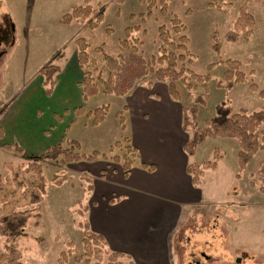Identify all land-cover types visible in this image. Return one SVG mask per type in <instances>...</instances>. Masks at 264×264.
Wrapping results in <instances>:
<instances>
[{
	"label": "rangeland",
	"instance_id": "1",
	"mask_svg": "<svg viewBox=\"0 0 264 264\" xmlns=\"http://www.w3.org/2000/svg\"><path fill=\"white\" fill-rule=\"evenodd\" d=\"M91 1L93 8H98V3L107 6L105 19L95 32H82V26L76 23L68 27L59 22L73 6L84 5L85 0H0V117L7 114L10 105L19 101L24 103L23 98L27 94L43 93L39 70L53 58L56 53H52L66 39L70 38L65 45L70 49L75 46L73 41L76 38L94 35L96 41L112 45L114 50H110V53L116 55V47L126 37L125 30L130 27L133 39H138V50L145 59L150 60L161 55V27L171 33L175 41L178 40L173 30L174 16L180 18L189 39L188 58L192 61L187 66L198 74L212 76V81L207 85V104L199 107L200 127H205L216 106L229 97L235 112H264V98L259 96L258 91L250 89L251 83L260 90L264 89V0H226L227 5L223 8L227 12L209 7L212 0H154L151 14L148 13L149 0ZM167 1L168 12L164 14L162 7ZM244 4L254 17L251 38H240L235 43L225 41L226 34L235 30L234 23ZM217 25L224 39L223 58L239 61L249 79V83L237 84L231 92L217 87L226 70L218 64L219 58L211 49L210 37ZM69 49V61L65 66L70 65L73 59ZM96 57L102 64L101 57ZM212 64H215L214 68L208 71ZM103 73L106 78L108 70L105 69ZM155 82V77L150 75L137 85ZM177 88L180 102L192 106L187 100L185 87L177 83ZM199 93H203L202 86L195 95ZM47 100L51 102L41 101L45 106L42 108L44 120L49 119L50 107L55 104L53 100ZM122 103L123 98L103 93L91 99L86 106L87 111L103 105H109L110 109L104 125L93 126L91 120L83 116L72 128L71 138L80 141L83 153L98 151L112 155L109 154V143H116L123 137L119 120L116 119ZM38 113L43 112L39 110ZM4 145V140L0 138V216L39 208L15 242L24 261L28 264H59L60 254L70 249L74 255H82L83 231L78 226L81 218L75 209L78 208V200L89 204V198L87 184L80 177L89 173L94 180V173L102 159L91 165V172H83L82 165L68 169L40 162L49 184L45 200L38 205L35 189L38 184L37 170L31 168L28 172H22L13 167L22 166V170H25L40 155L9 152ZM216 148L224 157L218 169L207 174L203 199L193 206L195 208L190 213V208H186L187 212L180 219L175 232L168 237L169 264H264V194L258 190L261 185L258 178H251L264 159V151L259 152L241 173L238 142L234 139H209L199 147L195 157L189 158L190 164L211 161ZM116 153L121 152L117 150ZM141 164L140 159L137 165ZM62 170L71 179L63 187H57L51 180L55 173ZM251 182L256 184L255 187L251 186ZM5 240L0 237V255L4 252ZM95 262L92 260V264ZM124 262L129 264L131 261ZM68 264L76 263L71 258Z\"/></svg>",
	"mask_w": 264,
	"mask_h": 264
},
{
	"label": "trees",
	"instance_id": "2",
	"mask_svg": "<svg viewBox=\"0 0 264 264\" xmlns=\"http://www.w3.org/2000/svg\"><path fill=\"white\" fill-rule=\"evenodd\" d=\"M164 0H162L163 2ZM91 0H85L84 5H75L60 19L63 25L79 24L82 26V32H95L105 19L107 6L98 3V8L91 6ZM152 3L149 0L148 10L151 14ZM227 5L226 0H212L208 6L217 10L227 12L223 7ZM162 10L164 14L168 12V1L163 3ZM173 30L178 35V40L172 38V34L165 28L159 29V37L163 43L160 47V56L152 57L150 60L144 58L138 50V39H133L132 28L125 30L126 37L119 41L116 47V55L110 53L114 50L112 45L106 42H98L95 36L86 38L84 36L75 39L77 52V62L82 72V102L88 103L91 99L103 93L108 96L123 98L129 95L137 84L144 81L150 75L155 77L157 82L165 83L168 86L169 93L175 101H180V93L177 83H181L187 90V100L192 106L183 104V130L191 134L189 142L184 146V151L189 157H195L200 146L209 139H234L238 142V166L240 172H244L253 158L261 151H264V112H247L241 110L235 112L231 105L230 97L216 106L215 112L206 120L205 127H200L198 113L199 107H205L208 101L207 85L212 81L209 74H198L191 70L187 65L191 63L188 49L189 39L186 36V28L180 18L174 16L172 19ZM254 17L248 11L246 4L240 7L239 15L234 23L235 30L229 31L225 36V41L235 43L240 38L250 39L253 34ZM219 26H215L211 33V49L219 58L218 64L223 65L226 70L223 79L219 80L217 87L226 92H231L237 84L249 83L247 75L241 69V63L233 59H225L222 56V46L224 39L221 37ZM99 43V44H98ZM111 48V49H109ZM96 54V55H95ZM65 53L58 51L45 65L39 70L42 78V87L45 94L51 97L57 84V76L61 73V67L57 64ZM102 59L100 64L98 58ZM215 64L209 65L208 71L214 68ZM105 69L108 75L104 77ZM151 86L152 83H143ZM200 86L203 93L196 94ZM250 89L259 93L264 98V89L260 90L256 84L251 83ZM124 107L117 113L122 129L124 130L125 116ZM109 105L100 106L93 111H87L84 106L74 110L76 118L86 116L91 120L93 126H99L104 123L109 114ZM75 121V120H74ZM4 148L9 152L25 154L23 147L19 144L5 145ZM119 150L121 153H116ZM108 154H102L94 151L91 154L82 152V145L77 140L64 138L60 143L48 148L42 155L34 158L33 164L22 170V166L13 167L22 172H28L31 168L38 173V184L36 186L38 205L42 204L48 194L49 181L44 174L40 162L53 164L57 167H65L80 162H94L99 159L111 161L121 166L124 176L129 177L135 162L140 159L137 148L132 146L131 141L125 138L114 143ZM224 155L219 149H215L211 161L203 164L191 163L187 166V173L191 177L192 184L200 188L205 183V176L208 171H215L219 167ZM30 167V168H29ZM146 167V166H145ZM149 170L154 167L150 166ZM257 177L261 185L258 187L260 193L264 194V159L259 163V168L251 178ZM71 179L67 173L62 170L54 174L51 183L57 187L63 185ZM80 179L87 184L86 192L92 194L94 189L93 179L89 173H84ZM251 182V186L255 187ZM78 208L76 214L81 218L78 222L79 228L83 231V254L74 255L73 250L62 252L59 258V264H68L72 258L76 264H125L124 261L130 260L126 254L114 251L109 247L106 237L95 232L88 219L89 206L83 200L77 201ZM38 207L32 210L16 211L0 216V237L5 238L4 252L0 255V264H28L24 261V256L15 246L17 238L25 231L28 221L33 216ZM129 264H134L130 262Z\"/></svg>",
	"mask_w": 264,
	"mask_h": 264
},
{
	"label": "crops",
	"instance_id": "3",
	"mask_svg": "<svg viewBox=\"0 0 264 264\" xmlns=\"http://www.w3.org/2000/svg\"><path fill=\"white\" fill-rule=\"evenodd\" d=\"M69 40L66 39L52 53L62 48L65 53L57 63L62 71L57 76L52 96L45 94L41 82V95L27 94L23 98L24 103L19 101L10 105L7 114L0 117V138L5 145L19 144L27 154L42 155L64 138L79 141L71 138V131L83 117L76 118L74 110L81 106L86 108L91 100L86 104L82 102L80 85L83 76L75 55L76 46L70 49L65 46ZM67 49L73 59L70 65L65 66L69 61ZM47 99L55 104L50 107L49 119L44 120L42 108L45 106L41 101L51 102ZM124 107L127 108L124 111V130L120 125L121 140L128 138L131 141L142 164L138 166L140 159H137L126 178L120 165L101 160L94 173L93 192L88 195L87 216L91 228L106 237L109 247L126 254L134 264H169L168 237L175 232L187 212L186 208H190V213L195 204H200L207 174L214 171L206 173L202 187H194L187 173L191 157L184 151L191 135L182 127L183 104L172 99L167 84L137 85L123 97L118 112ZM38 109L43 113L39 115ZM113 144L109 143V149ZM94 163L96 161H83L64 168L82 165L83 172H91ZM147 166L154 169L151 171Z\"/></svg>",
	"mask_w": 264,
	"mask_h": 264
}]
</instances>
